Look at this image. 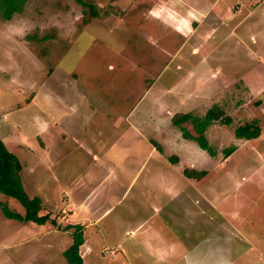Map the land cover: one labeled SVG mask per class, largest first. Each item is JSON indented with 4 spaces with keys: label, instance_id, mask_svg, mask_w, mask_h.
<instances>
[{
    "label": "rangeland",
    "instance_id": "374dc122",
    "mask_svg": "<svg viewBox=\"0 0 264 264\" xmlns=\"http://www.w3.org/2000/svg\"><path fill=\"white\" fill-rule=\"evenodd\" d=\"M161 1L27 0L0 17V140L23 164L26 192L44 201L41 215L57 223L9 220L0 209V264H68V225L84 227L86 264H160L115 221L128 207L124 219L179 243L186 264L264 263L254 257L264 249V19L240 0L236 21L218 22L196 56L198 39L184 45L144 16ZM213 108L231 120L205 132L215 157L172 122ZM246 124L258 138H237ZM192 165L206 176L185 175L200 171ZM87 186L116 199L104 202L111 211L98 228L87 226L102 216L87 207Z\"/></svg>",
    "mask_w": 264,
    "mask_h": 264
},
{
    "label": "crops",
    "instance_id": "0c3cea01",
    "mask_svg": "<svg viewBox=\"0 0 264 264\" xmlns=\"http://www.w3.org/2000/svg\"><path fill=\"white\" fill-rule=\"evenodd\" d=\"M247 1H253V4H251L250 7H255L254 10L252 9L251 14H259L264 19V7L262 5V0ZM242 4L244 3H241L240 0H234L232 4H226L225 2L223 3V0H162L160 5L154 7V10L145 11L144 16L148 17L149 20L152 19L154 23L159 24V27L162 28L161 32L166 33L165 36H169L173 40L178 39L184 42V45L192 46L193 44L190 45L191 42L195 38L198 39L199 42L197 45H195V55L199 56L200 53H203L202 47L210 45V42L213 41L214 33L216 31L215 28L217 27L218 22L221 21L225 23H233L234 21H236L239 15L237 12L240 10ZM235 6L240 8H235ZM166 10L172 12H167L166 14ZM215 73L216 72H213L211 73V75H215ZM193 166L194 165H192V168ZM194 167L197 168L196 166ZM200 168H202V166L197 169L200 170L199 172H202V169ZM136 178L137 176L133 178L131 182L127 181L126 187L123 186L121 187V190L118 191L119 201L126 198L128 199L130 197L131 188ZM89 189L90 188L87 186V207H92L93 209L97 210V215L102 214V216L99 218V220L98 218L96 220H91L92 222H90L87 226L89 227L91 225L97 224L95 226L98 228L99 222L102 223V219L111 211V208L106 210L105 207L109 208V204H106L104 202H107V200L108 202H115L116 199L113 198L112 191H109L110 195L103 197L101 196V193L99 192L97 187L92 188V191L90 193H88ZM117 190L118 189H114L113 192H117ZM100 197L104 199L100 200ZM129 208L130 207H128V213L124 214L126 219L127 216L130 217L131 215H133L131 214ZM124 215L117 214L115 221L117 223L126 224L127 234H133L132 232L135 230L136 235H141V237H139L140 246L143 247L149 253V255L154 256L160 264L187 263V261L185 263L184 259L182 260L180 256L181 245L179 243H169V239L166 237V234H164L163 232H159L156 229H147L146 235L143 234L145 230L141 228L139 222L140 220L134 223L137 225V227H135L133 221H129L123 218ZM130 224H133V229H128V226ZM163 226H165L164 223ZM115 241L116 243H118V240ZM263 246L264 244L261 247ZM118 248H121V245H118L117 249ZM254 252L256 253L254 254V257L257 258L259 263L264 262V249L261 250L260 248H256ZM121 253L126 255L124 248ZM119 260L121 263L125 264L128 261V259L125 261L124 257H120Z\"/></svg>",
    "mask_w": 264,
    "mask_h": 264
},
{
    "label": "trees",
    "instance_id": "16d2710c",
    "mask_svg": "<svg viewBox=\"0 0 264 264\" xmlns=\"http://www.w3.org/2000/svg\"><path fill=\"white\" fill-rule=\"evenodd\" d=\"M27 0H0V17L9 21L15 13H20ZM81 2L82 0H76ZM90 8H92L90 6ZM93 15L96 16L95 13ZM173 125L182 133L186 140L196 142L199 147L205 150L211 157L217 154L206 139V130L215 122L229 125L231 120L224 119V113L216 108L211 109L203 118H195L191 114H179L173 118ZM185 124H191L193 133L187 129ZM235 134L239 139L252 140L260 135V130L256 124H246L236 129ZM235 151L234 148L225 150V158ZM206 172L187 170L185 175L191 179H202ZM23 164L19 158L12 153L0 140V196L12 198L20 203L24 208L25 214L21 215L9 209L6 203L0 201V209L4 216L9 220L22 223H34L44 226L47 223L57 225L56 221L49 215H41L44 210V201L38 196H29L23 184ZM65 231L73 230V244L64 252V257L68 264H85L81 255V247L84 244V227L82 225H68Z\"/></svg>",
    "mask_w": 264,
    "mask_h": 264
}]
</instances>
